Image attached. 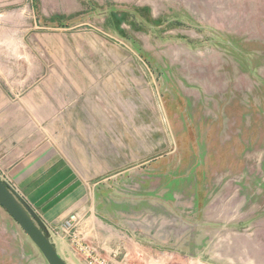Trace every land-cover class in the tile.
<instances>
[{
    "label": "rangeland",
    "instance_id": "rangeland-1",
    "mask_svg": "<svg viewBox=\"0 0 264 264\" xmlns=\"http://www.w3.org/2000/svg\"><path fill=\"white\" fill-rule=\"evenodd\" d=\"M30 86L105 116L86 189L108 242L157 264H264V0H0V87ZM0 264H48L1 206Z\"/></svg>",
    "mask_w": 264,
    "mask_h": 264
},
{
    "label": "crops",
    "instance_id": "crops-1",
    "mask_svg": "<svg viewBox=\"0 0 264 264\" xmlns=\"http://www.w3.org/2000/svg\"><path fill=\"white\" fill-rule=\"evenodd\" d=\"M5 88L0 87V174L17 187L47 225H60L74 213L80 220L87 217L89 239L109 256L119 247L108 242L110 232L105 228L89 227L94 215L86 189L98 169H105L107 136L97 125L99 120L106 121L105 116L91 113L90 99L77 98L74 113L60 114L71 99L58 92L53 97L48 88L30 86L13 98ZM66 122L77 125L68 127ZM125 248L131 264L159 261L157 254L144 247ZM59 252L70 264L66 255L71 250L59 246Z\"/></svg>",
    "mask_w": 264,
    "mask_h": 264
},
{
    "label": "water",
    "instance_id": "water-1",
    "mask_svg": "<svg viewBox=\"0 0 264 264\" xmlns=\"http://www.w3.org/2000/svg\"><path fill=\"white\" fill-rule=\"evenodd\" d=\"M0 206L21 227L48 264H68L59 252V240L31 205L1 174Z\"/></svg>",
    "mask_w": 264,
    "mask_h": 264
},
{
    "label": "built area",
    "instance_id": "built-area-1",
    "mask_svg": "<svg viewBox=\"0 0 264 264\" xmlns=\"http://www.w3.org/2000/svg\"><path fill=\"white\" fill-rule=\"evenodd\" d=\"M80 221L79 215L73 214L61 227L49 229L56 238H62V234L69 237L74 251L82 258L84 264H131L127 255L120 249L114 250L109 256H104L98 247L88 244L79 231Z\"/></svg>",
    "mask_w": 264,
    "mask_h": 264
}]
</instances>
